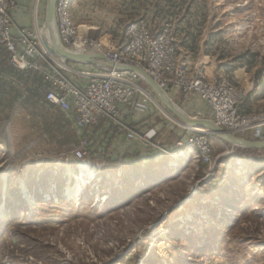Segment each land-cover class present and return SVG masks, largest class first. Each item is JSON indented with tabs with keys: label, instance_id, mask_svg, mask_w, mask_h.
Masks as SVG:
<instances>
[{
	"label": "rangeland",
	"instance_id": "rangeland-1",
	"mask_svg": "<svg viewBox=\"0 0 264 264\" xmlns=\"http://www.w3.org/2000/svg\"><path fill=\"white\" fill-rule=\"evenodd\" d=\"M82 6L87 24L104 29L142 18L153 28L172 23L179 58L207 77L228 78L245 96L233 71L264 79V0ZM38 74L16 72L0 50V264H264V154L212 135L211 176L188 155L143 165L139 147L129 164L76 161L77 133L37 96ZM167 93L189 115L203 111L194 97ZM152 96L153 110L134 127L154 129L151 142L172 147L179 123Z\"/></svg>",
	"mask_w": 264,
	"mask_h": 264
},
{
	"label": "built area",
	"instance_id": "built-area-1",
	"mask_svg": "<svg viewBox=\"0 0 264 264\" xmlns=\"http://www.w3.org/2000/svg\"><path fill=\"white\" fill-rule=\"evenodd\" d=\"M42 1L35 0L32 26L20 27L11 15L16 0H0V50L7 54L16 72L39 73L35 79L37 96L41 95L47 106L63 112L77 133L78 146L71 157L82 162L93 156L98 146L97 128L105 134L118 130L125 139L139 140L173 160L193 153L190 156L206 167L205 175H213L211 135L206 129L178 122L185 139L177 138L171 150L151 142L156 135L154 129L138 133L132 117L144 114L156 102L150 91L137 83L142 79L140 74L114 68L74 69L77 63L70 65L58 59L36 20ZM73 5L74 0H56L55 4L57 37L66 50L100 56L112 64L140 67L163 92L174 90L197 97L205 111L196 117L209 119L235 136L250 134L252 140H264V113L241 116L238 107L245 98L241 89L226 77H207L199 69H190L178 56L172 23L153 28L143 18L128 22L123 27L124 41L117 45L106 34L90 37L88 25L75 23Z\"/></svg>",
	"mask_w": 264,
	"mask_h": 264
},
{
	"label": "crops",
	"instance_id": "crops-1",
	"mask_svg": "<svg viewBox=\"0 0 264 264\" xmlns=\"http://www.w3.org/2000/svg\"><path fill=\"white\" fill-rule=\"evenodd\" d=\"M84 2L85 0H74L73 17H74L75 23L78 25L79 24L88 25L86 22L87 20L85 18L86 12L85 11L83 12V10H85L84 7L82 6ZM44 3H45V0H43L42 3H40L37 8L36 20L38 24L42 26L44 32H47V30L44 29V26H43L45 24V19L43 17L44 12H45L43 11V9H45ZM34 5H35V0H16V7L11 12V15H12L14 22L18 26L20 27H31L32 26L33 19H34V10H35ZM88 26L90 27L88 34L92 38L101 37L105 34L103 33L104 31H108L106 32V35L109 38H111L114 44L118 45L124 41L123 27H121V29L119 30V29H115L114 26L112 27V29H109V28L104 29L103 27L99 25H95V26L88 25ZM94 67H97V66L79 64V68H82V69H92ZM100 68L105 69V67H100ZM232 74L234 76V79H236V81L240 83L242 88H245V89L248 88L243 102L238 107L239 114L264 113V104H263L264 102V79L249 82V77H248V74L246 73H238V71H233ZM5 79H8V77H6ZM142 80L144 79L142 78ZM79 83H81V81H79ZM148 90L150 91L151 94L153 93L149 87H148ZM176 93L182 94L174 90L169 91V94H173V96H176ZM154 97L158 99L155 95ZM185 97L187 98L194 97L195 99H197V97L195 96H189V97L185 96ZM201 108L203 110L202 112L204 113L205 111L204 106L201 105ZM180 109L185 112L184 107L183 109L182 108ZM152 110H153V106H149L148 110L144 114L136 113L132 117L131 121L134 124L139 122L143 117L149 114ZM192 116H195V115H192ZM179 129L180 130L177 131V134H178L177 136L179 138L185 139L183 130L181 128ZM262 130L264 131V126L262 127ZM113 131H109L107 134H105V132H102L101 128H97V132L95 133V141L97 142L98 146L96 147V151L93 153V157L96 160L103 161L107 164H110L109 163L110 161L112 163L115 160L119 162L123 161L124 164H129L130 163L129 160L132 155V150L136 149L137 147H139V150H136V151H137V154H139V160L141 164L143 165L157 164V163H160L162 159L166 160L165 161L166 164H169V163L171 164L177 160V159L176 160L171 159L167 154H164L162 151L158 150L157 148H150L149 146L138 144V143H136L137 144L136 146V144L135 145L133 144V142L135 143V141H130V140L125 139L124 136L118 130L115 132ZM237 137H243L245 139L252 140L249 134H246L244 136H237ZM168 149L171 150L172 147H168ZM255 151H259V153L264 154V150H255ZM3 190L5 189L3 188ZM1 204H3L4 208L7 207L5 200H3Z\"/></svg>",
	"mask_w": 264,
	"mask_h": 264
},
{
	"label": "water",
	"instance_id": "water-1",
	"mask_svg": "<svg viewBox=\"0 0 264 264\" xmlns=\"http://www.w3.org/2000/svg\"><path fill=\"white\" fill-rule=\"evenodd\" d=\"M55 4L56 0H47L46 2L44 29L47 28V32L44 33L49 37L48 42L51 51L58 57V59L62 63H67L68 61H70L81 65H94L97 67L122 69L125 71L136 72L142 76L154 95L168 110V112L170 113L169 115L175 117L179 123L204 128L209 132L211 136L214 135L229 143L231 146L252 150H264V140H248L243 137H237L227 131L222 130L209 119L186 114L178 106L172 103L167 94L158 88L156 83L142 68L129 64H112L107 59L100 56L91 57L82 54L75 55L66 50L64 47H62L57 37Z\"/></svg>",
	"mask_w": 264,
	"mask_h": 264
},
{
	"label": "bare ground",
	"instance_id": "bare-ground-1",
	"mask_svg": "<svg viewBox=\"0 0 264 264\" xmlns=\"http://www.w3.org/2000/svg\"><path fill=\"white\" fill-rule=\"evenodd\" d=\"M34 6H35V5H34ZM71 53H73V52H71ZM73 54L77 55L78 53H73ZM168 98H169V97H168ZM184 155H188V156H190L189 154H184ZM182 157H183V156L177 158L176 161H179ZM173 163H174V162H173ZM77 190H79V189H77ZM1 210H2V209L0 208V211H1Z\"/></svg>",
	"mask_w": 264,
	"mask_h": 264
},
{
	"label": "trees",
	"instance_id": "trees-1",
	"mask_svg": "<svg viewBox=\"0 0 264 264\" xmlns=\"http://www.w3.org/2000/svg\"><path fill=\"white\" fill-rule=\"evenodd\" d=\"M11 85H15L16 86V84H13V83H10Z\"/></svg>",
	"mask_w": 264,
	"mask_h": 264
}]
</instances>
